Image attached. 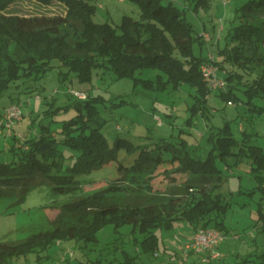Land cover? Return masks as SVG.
I'll return each mask as SVG.
<instances>
[{
	"label": "trees",
	"instance_id": "trees-1",
	"mask_svg": "<svg viewBox=\"0 0 264 264\" xmlns=\"http://www.w3.org/2000/svg\"><path fill=\"white\" fill-rule=\"evenodd\" d=\"M13 1L0 0V94L22 77H43L55 67L56 60L63 79L74 74L80 81H90L94 71L101 68L112 70L118 77L134 78L135 83L148 89H177L187 83L196 89L191 116L186 121L188 126L194 124V116L206 113L207 95L212 90L228 101H243L264 113V0L236 2L239 22L230 31L231 42L219 47L220 58L213 56L214 59L195 53L194 45L203 43V35L187 19L185 9L172 0H130L138 5L141 16L124 15L119 25L93 19L97 5L92 0H60L66 6V14L49 17L8 12ZM200 3L208 0H198L197 6ZM207 62L218 65L225 87H210L202 70ZM145 69L158 72L155 77L136 75ZM237 90L244 91L245 99ZM106 100L102 94L74 99L71 105L78 112L63 121L61 139L46 125L41 127L38 137L26 136L20 144L21 137L13 136L11 148L15 159L0 162V188L25 187L27 190L34 177L43 174L50 178L54 190L65 193L81 184L78 176L118 158L121 149L130 154L140 149L131 166L119 165L133 175L169 159L176 164L172 171L189 173L194 179L187 180L185 189L164 193L150 203H111L99 207L97 192L77 198L62 209L85 210L73 222L40 230L16 241L1 240L0 264H13L15 257L30 253L41 264L51 257L43 253L59 241L75 240L81 247L97 244L99 232L108 225H113L114 231L129 225L134 233L133 244L145 254L157 252L159 237L155 229L171 228L177 219L188 221L195 229L215 227L226 235L229 227L225 216L230 202L218 191L226 179L220 162L229 169L243 162L250 163V172L263 193L256 226L264 232V148L252 141L250 132L243 130L242 138H238L230 123L222 127L208 126L203 136L210 147L205 155H197L201 145H194L186 137L163 138L151 150L122 136L110 144L102 130L107 119L100 109ZM60 143L67 150L60 148ZM130 179L134 181L135 177ZM118 249L123 253L118 264L146 263L140 253L133 254L124 248L123 239H118L111 248ZM244 259L250 260V256ZM98 262L102 260L99 258ZM256 264H264V259Z\"/></svg>",
	"mask_w": 264,
	"mask_h": 264
},
{
	"label": "rangeland",
	"instance_id": "rangeland-1",
	"mask_svg": "<svg viewBox=\"0 0 264 264\" xmlns=\"http://www.w3.org/2000/svg\"><path fill=\"white\" fill-rule=\"evenodd\" d=\"M172 1L185 9L187 19L203 35V43L196 42L194 45L195 53L206 58H220L218 48L231 42L230 31L239 22L235 13L238 0H208V3H200L198 6V0ZM92 3L97 5L93 14L97 22L109 21L119 25L124 15L134 18L141 16L138 5L130 0H92ZM7 11L25 16H64L66 6L60 0H51L49 3L42 0H14ZM54 63L55 67L43 77H22L0 94V162L15 159L11 148L13 136L22 135V140L18 142L20 144L26 136L38 137L41 127L46 125L58 139L62 138L60 131L63 121L78 112L71 102L76 98H85L75 95L70 91L71 88L90 95L105 96L106 102L100 105L101 114L107 119L102 130L110 144L114 143L117 136H122L151 150L163 138L176 140L186 137L194 145H201L197 148V155H205L210 147L203 136L208 126L222 127L230 123L235 136L242 138L243 130H246L251 133L254 143L264 147V113L256 109L257 106L250 108L249 103L243 101H228L212 90L207 95L206 113L202 115L200 112L194 116V124L188 126L186 121L191 116L190 107L195 102L196 89L187 83L177 89H148L135 83L134 78L118 77L112 70L101 68L94 71L90 81H80L74 74L63 79L59 62L55 60ZM157 72V69H145L136 75L155 77ZM237 92L245 99L244 91ZM257 102H260L259 98ZM12 103L20 104L24 115L8 127L1 124V117ZM58 106L61 107L48 112L50 108ZM156 115L161 117L162 123L158 122ZM59 146L67 150L65 144L60 143ZM139 153L140 149L131 154L121 149L118 158L78 176L81 184L65 193L54 190L50 178L43 174H37L27 190L25 187L0 188V241H16L40 230L73 222L85 210L63 211V206L83 196L97 192L96 202L99 207L111 203H150L157 201L164 193L185 189L187 180L194 179L189 173L172 171L176 164L169 159L158 166L150 165L135 175L119 167L120 163L131 166ZM165 156L169 157L168 154ZM70 161V158L66 160L67 163ZM220 166L226 179L218 191L230 202L225 216L229 232L215 249H207L197 256L196 252H192L182 264H256L264 259V232L256 226L263 195L258 187L259 182L250 172L248 162L234 169H229L223 162H220ZM132 177H135L134 181L130 179ZM195 230L184 219L175 220L171 228H156L159 237L156 255L145 254L139 250V246L133 244L131 236L134 233L129 225L121 226L117 231H114L113 225H108L99 232L97 244L81 247L75 240L56 243L43 253L51 257L41 264L77 263L80 260L87 261L85 264H118L123 253L121 249L111 250L118 239L124 240V248L129 252L140 253L146 260L145 264H177L186 243L194 237ZM137 236L141 235L137 233ZM214 251L219 252L217 257L212 256ZM245 256H250V260L244 259ZM99 258L102 262H98ZM12 262L40 264L34 253L15 257Z\"/></svg>",
	"mask_w": 264,
	"mask_h": 264
},
{
	"label": "built area",
	"instance_id": "built-area-1",
	"mask_svg": "<svg viewBox=\"0 0 264 264\" xmlns=\"http://www.w3.org/2000/svg\"><path fill=\"white\" fill-rule=\"evenodd\" d=\"M211 58H213V56ZM202 70H203L205 78L209 80V85L211 88L218 89L220 87H225L226 81L224 78H222L219 75L220 69L218 65L207 62L202 65ZM70 91L79 97L87 96V94L81 90H76L74 88H71ZM23 115H24V111H23L22 106L18 103H12L6 108L4 115H2L1 124L11 127L19 119H21ZM156 118L159 123L163 122L159 115H156ZM8 129H9V132H11L10 128ZM224 238H225L224 233L218 228L200 227L199 229L196 230L195 235L192 238V240L186 243L185 250L183 251L182 255H180V258L177 264H182L184 263V261H187L192 252L201 253L207 249H215L219 245V243L222 240H224ZM58 243H61V242L59 241ZM155 254L158 255L157 252ZM218 255H219V252L217 251H214L212 254V256L214 257H217ZM204 259L207 260V258H204Z\"/></svg>",
	"mask_w": 264,
	"mask_h": 264
},
{
	"label": "crops",
	"instance_id": "crops-1",
	"mask_svg": "<svg viewBox=\"0 0 264 264\" xmlns=\"http://www.w3.org/2000/svg\"><path fill=\"white\" fill-rule=\"evenodd\" d=\"M263 148H264V147H263ZM195 231H196V230H195ZM197 254H198V255H201L202 252H201V253H195L196 256H197ZM174 259H175V256L172 257V260H174ZM166 264H168V263H166Z\"/></svg>",
	"mask_w": 264,
	"mask_h": 264
}]
</instances>
